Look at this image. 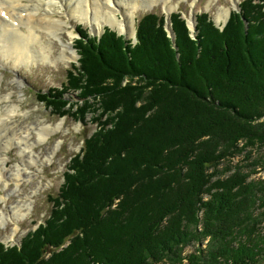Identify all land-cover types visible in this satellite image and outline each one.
Here are the masks:
<instances>
[{
  "label": "trees",
  "instance_id": "trees-1",
  "mask_svg": "<svg viewBox=\"0 0 264 264\" xmlns=\"http://www.w3.org/2000/svg\"><path fill=\"white\" fill-rule=\"evenodd\" d=\"M171 21L175 44L155 13L136 43L79 30V65L39 99L96 130L0 264H264V0L223 30L198 14L195 38Z\"/></svg>",
  "mask_w": 264,
  "mask_h": 264
},
{
  "label": "rangeland",
  "instance_id": "rangeland-1",
  "mask_svg": "<svg viewBox=\"0 0 264 264\" xmlns=\"http://www.w3.org/2000/svg\"><path fill=\"white\" fill-rule=\"evenodd\" d=\"M111 1L115 2V0ZM243 1L244 0H172L171 6L175 8L172 12L182 13L183 19H186L187 23L189 22V24H187L189 29L190 19H192L191 16L193 13H208L211 19L220 27L225 22L222 12L227 9L234 10L235 3H241ZM61 2L64 3V0H61ZM99 2L104 8L105 13H108L109 9L106 8L108 0H99ZM138 2L140 1L135 2L134 7L123 5V10H121L118 5L117 7H112L115 11L114 15L121 21L125 18L124 11L133 12L135 15V31L139 20L145 14L155 13L165 15V13H168L162 1L154 7L145 4L138 7ZM57 15L60 16V13L57 12ZM69 21L75 33L72 47L76 51L77 41L81 38L79 30H86L89 36L98 37L99 35L102 36L106 30L110 29L118 35L127 37L129 41L132 40L135 42L136 39L135 35L132 36L120 33L114 28L118 26L116 23H114L115 26L106 25L101 31L94 32L90 25V22L96 25L93 19H87L85 22L79 18H71ZM40 32L42 36L41 41H46L50 47H54V62H47L45 60L30 61L21 65L19 69H15L11 66L1 67L0 75L2 76V80L0 83V98L9 96L10 99L8 102L0 103V107L9 103L19 105L20 111L18 116L15 117V121L21 125L23 123L25 126L33 124L58 126L62 123L63 125L61 130L55 134H51L47 141L35 146V149H37V152L41 155V160L37 166H31L32 171L28 172L24 180L20 182V184H22L21 188L16 187V182L13 181L12 175L16 169L17 163H22L20 148L14 147L15 149L13 148L14 150L10 153L11 163L7 164L5 167L8 170H5V176L7 177L6 182L8 183L3 188V184L0 186V194L2 197V199H0V243H4L8 247L19 245L29 232L35 230L46 220L52 209L50 198L59 193L64 183V173L68 168L71 158L81 151L84 140L96 130V125L91 124L90 115L87 118V125L83 126L81 122L74 121L68 117L60 118V116L53 113L51 109H48L40 101V92L43 91L47 93L51 89H62L67 81L68 70L74 65L78 66V61L80 59L78 51H75V60H72L70 63H68L67 60L63 61L60 58L63 45L59 39L51 37L45 30H40ZM70 37V34L65 31L59 36L63 41L71 44ZM77 96L78 93L69 95L73 101L79 102L80 99ZM15 128H17V126H15ZM10 129H12V127ZM34 141H37L36 135L33 142ZM258 154L264 156V149L258 152ZM238 160L239 159H236L233 163H237ZM249 167L250 166H248V168ZM262 169V165L257 168V172H260L254 176L255 179H264V170ZM18 203L26 205L23 208L25 216L21 218L14 216L12 212V209L16 207ZM27 207L29 208L27 209ZM192 250L191 248V250L188 249L187 251L189 252Z\"/></svg>",
  "mask_w": 264,
  "mask_h": 264
},
{
  "label": "bare ground",
  "instance_id": "bare-ground-1",
  "mask_svg": "<svg viewBox=\"0 0 264 264\" xmlns=\"http://www.w3.org/2000/svg\"><path fill=\"white\" fill-rule=\"evenodd\" d=\"M136 1H140L137 3L138 7L144 4L154 7L162 1L168 13L175 9L171 6L172 0H115V2L108 0L106 6L109 9L108 13H105L99 0H64V3L61 0H0V68L11 66L19 69L25 63L38 60L54 62V47H50L46 41H41L40 30L47 31L51 37L58 38L62 43L60 58L63 61L67 60L70 63L75 60L76 53L72 47L75 33L69 21L71 18H79L85 22L87 19L95 20L96 25L90 22L94 32L101 31L106 25L115 26L114 23H116L118 26L114 28L120 33L134 36L135 15L133 12L124 11L125 18L121 21L114 15L115 11L112 7L118 5L123 10V5L134 7ZM222 13L225 21L230 9ZM190 26L193 30L195 29L193 17L190 19ZM64 31L70 34L71 44L59 38ZM1 80L0 75V83ZM9 99V96L0 98V103L8 102ZM19 111L20 106L16 104L9 103L0 107V186L3 184L2 188L8 183L5 167L11 163L10 153L16 147L20 148L22 163H17L12 175L13 181L17 183H15L16 187L21 188L20 182L24 180L28 172L32 171L31 166H37L41 160V155L35 146L47 141L49 136L61 130L63 125V123L58 126L40 124L25 126L24 123L21 125L15 121ZM34 134L37 136V141L33 142ZM0 199H2L1 194ZM25 206L18 203L12 209L13 215L19 218L24 217Z\"/></svg>",
  "mask_w": 264,
  "mask_h": 264
},
{
  "label": "water",
  "instance_id": "water-1",
  "mask_svg": "<svg viewBox=\"0 0 264 264\" xmlns=\"http://www.w3.org/2000/svg\"><path fill=\"white\" fill-rule=\"evenodd\" d=\"M237 9L238 10H240V6H239V4L237 3ZM193 18H194V21H195V29L193 30L192 28H191V26H190V30H191V32L193 33L192 34V36L193 37H195V35H196V33H198L197 32V20H196V15H195V13H193ZM167 22H166V28H167V31H168V33H169V36L171 37V39H172V41H173V43L175 44V42H176V35H175V33H174V31H173V28H172V22H171V14H168L167 15ZM246 23V25H247V22H245ZM188 24H189V22H188ZM217 25V24H216ZM218 26V25H217ZM226 26V23L223 25V27H225Z\"/></svg>",
  "mask_w": 264,
  "mask_h": 264
}]
</instances>
